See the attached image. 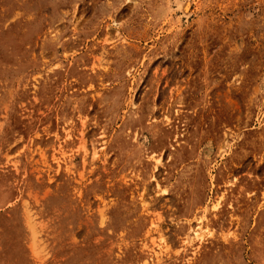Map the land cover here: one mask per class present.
Returning a JSON list of instances; mask_svg holds the SVG:
<instances>
[{
	"label": "rangeland",
	"instance_id": "1",
	"mask_svg": "<svg viewBox=\"0 0 264 264\" xmlns=\"http://www.w3.org/2000/svg\"><path fill=\"white\" fill-rule=\"evenodd\" d=\"M183 1L0 0V264H264V0Z\"/></svg>",
	"mask_w": 264,
	"mask_h": 264
},
{
	"label": "bare ground",
	"instance_id": "2",
	"mask_svg": "<svg viewBox=\"0 0 264 264\" xmlns=\"http://www.w3.org/2000/svg\"><path fill=\"white\" fill-rule=\"evenodd\" d=\"M176 4H177V6H176V8H178V10H180L181 11V13H183L182 14V16L184 15V17H187L188 16V14H189V3L188 2H184L183 0H176ZM128 95V94H127ZM100 147V146H99ZM211 147V146H210ZM160 154H161V151L158 153V157L160 156ZM156 161L158 162L159 161V159L157 158L156 159ZM152 177V176H151ZM88 181V180H87ZM193 236L194 237H196V231L195 230H193ZM197 235H198V233H197Z\"/></svg>",
	"mask_w": 264,
	"mask_h": 264
}]
</instances>
